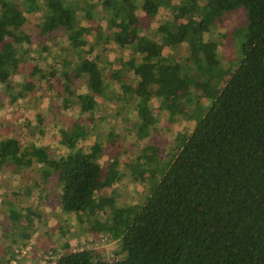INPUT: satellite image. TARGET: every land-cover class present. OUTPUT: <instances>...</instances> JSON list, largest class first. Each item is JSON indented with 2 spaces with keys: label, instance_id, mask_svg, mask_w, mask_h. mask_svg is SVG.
Listing matches in <instances>:
<instances>
[{
  "label": "trees",
  "instance_id": "1",
  "mask_svg": "<svg viewBox=\"0 0 264 264\" xmlns=\"http://www.w3.org/2000/svg\"><path fill=\"white\" fill-rule=\"evenodd\" d=\"M82 1L109 11L105 33L100 26H83L82 13L91 20L93 14L71 0H0V85L11 86V77L28 61L31 36L23 28L28 17L38 12L40 34L50 39L56 33L65 35L66 51L75 56L46 74L39 60L50 48L43 46L34 58L38 61L32 75L64 81L67 108L79 105L80 114L93 121L99 99L114 100L108 95L107 77L121 80L132 74L136 84L122 86L124 98L142 121L141 138L157 121L151 108L154 98L161 100V109L171 118L189 116L194 128L182 135L177 153H169L167 159H159L158 148L149 147L128 166L135 179L150 181L151 186L142 203L124 207L103 194L122 179L118 159L105 170L104 145L96 140L86 150L83 144L92 137L80 123L62 131L66 153L58 158L42 146H22L16 138L0 140V169L40 166L43 180L27 190L29 197L44 182L57 178L65 223L60 236H69L67 224L75 220L81 233L106 235L121 247L117 260L110 263L97 252H74L68 238L60 264H264V0H179L172 20L157 29L155 38L141 34L136 12L140 9L156 19L163 0ZM240 9L245 10L247 23L234 36L242 42V59L224 68L214 28ZM95 31L96 37L129 49L132 57L121 60L116 69L101 64L95 55L99 43L86 39ZM183 46L192 66L188 57L176 55ZM79 79L87 93L73 90ZM23 88L32 91L35 84L27 82ZM23 96L22 92L11 95L12 102ZM24 210L30 215L10 210L12 242L0 264L13 259L14 245H34L35 232L29 225L44 221L43 213L30 207Z\"/></svg>",
  "mask_w": 264,
  "mask_h": 264
},
{
  "label": "rangeland",
  "instance_id": "2",
  "mask_svg": "<svg viewBox=\"0 0 264 264\" xmlns=\"http://www.w3.org/2000/svg\"><path fill=\"white\" fill-rule=\"evenodd\" d=\"M75 5L86 7L93 14V20L86 17V13L81 15V24L86 27H103L105 29L111 15L109 11L103 10L101 6H94V3L85 4L82 0H71ZM96 2V1H95ZM179 0H163V5L156 19L148 18L140 9L136 14L140 20L141 34L150 38H155L157 29L168 20H172L173 11L179 5ZM41 13L31 14L23 28L24 32L31 36V42L28 45V61L22 64L20 71L10 79L11 86L0 85V140L6 138H16L24 145L35 144L47 149L52 158H58L66 153V149L61 144L62 131H71L76 127L75 123H80L83 128L88 130L92 140L88 139L83 146L88 150L94 141L99 140L105 147L104 157L101 163L107 170L114 159L119 161V172L122 179L115 183L114 189L103 191L107 197L115 200L117 206H131L140 204L151 186L150 181L141 182L131 175L130 167L146 154L149 147H157L156 156L159 159H167L169 153H177L180 146V139L185 133H190L194 128V123L187 121L189 116L177 114L171 118L167 110H162L161 100L154 98L151 102L156 123L148 129L145 138L140 137L142 121L135 113L133 104L128 103L124 98L125 87L123 84H136L132 74H127L121 80L111 79L109 76L106 82L108 86V95L114 100H105L100 98L98 107L94 114V120L87 115H81L79 105L74 104L66 107L65 87L63 82L58 78L40 79V76H33V67L37 63L34 59L38 56V49L48 45L50 51L43 53V59L39 60V65L44 73L48 74L54 67L60 66L61 61L68 64V61L75 56L73 51L67 52L69 47L68 38L61 33L49 36H42L37 24L40 23ZM247 23V14L244 9L227 15L225 22L214 28L216 38L221 41L219 55L222 66L229 68L231 64L238 65L241 61V43L234 36V32ZM97 32L86 35L89 43L96 45L95 55L100 58V63L109 66L112 64L113 69L120 68L121 60L127 61L132 57L129 49H121L113 41H105L103 38L96 37ZM50 39V40H49ZM186 47L183 46L177 50L178 57H188ZM169 49L165 54H169ZM240 51V53H239ZM135 56V55H134ZM135 57H139L138 55ZM56 58L58 61H56ZM187 63L192 66L191 57L187 58ZM124 71V70H123ZM108 73H111L108 71ZM27 82L35 84L32 91L24 90L23 85ZM51 84L52 86H49ZM72 86L76 94L87 93V86L82 79L75 81ZM9 87L12 89L10 90ZM20 92L24 94L17 101L12 102L11 95H17ZM207 104V103H206ZM153 154V153H152ZM150 173H147L149 175ZM37 180H43L40 166L35 165L30 169L17 171L14 166H4L0 169V257L7 246L11 244L10 210L16 209L23 215H30L24 210L30 207L32 211H41L44 221H35L30 224V230L35 234L31 239L34 243L35 252L30 258L33 262L43 254V251L49 249L57 250L63 254L62 246L66 239L70 238L72 248L91 242L93 239L100 238L103 235H93L90 233H81V226L71 220L67 225L70 230L69 236L64 238L60 236L59 228L65 224L62 220L64 213L59 207V189L57 178L53 177L51 182H44L43 185L35 189L33 197H29L27 190L32 189V185ZM33 220V216L30 217ZM25 225L28 222L24 218ZM55 227L54 230L49 228ZM37 228V229H36ZM50 232H49V231ZM24 245L23 242L19 246ZM19 246H13L16 250ZM102 258H111L117 260V253L121 252L118 242L107 246L102 250L96 251ZM35 259V260H34Z\"/></svg>",
  "mask_w": 264,
  "mask_h": 264
},
{
  "label": "built area",
  "instance_id": "3",
  "mask_svg": "<svg viewBox=\"0 0 264 264\" xmlns=\"http://www.w3.org/2000/svg\"><path fill=\"white\" fill-rule=\"evenodd\" d=\"M113 240L106 235L101 236L100 238L93 239L91 242L83 244L78 248L73 249L74 252H83V251H92L96 252L98 250H102L107 246L113 244ZM35 252L34 245L31 243L22 245L18 249L15 250V256L10 262L5 264H60L63 258L62 253L56 252L54 249H49L43 254L39 255L37 259L33 262L30 261V258L33 256ZM105 261L110 263L115 260H111V258H102Z\"/></svg>",
  "mask_w": 264,
  "mask_h": 264
},
{
  "label": "crops",
  "instance_id": "4",
  "mask_svg": "<svg viewBox=\"0 0 264 264\" xmlns=\"http://www.w3.org/2000/svg\"><path fill=\"white\" fill-rule=\"evenodd\" d=\"M30 241V240H29ZM22 246V245H21ZM36 249V248H35ZM45 251V250H44Z\"/></svg>",
  "mask_w": 264,
  "mask_h": 264
}]
</instances>
